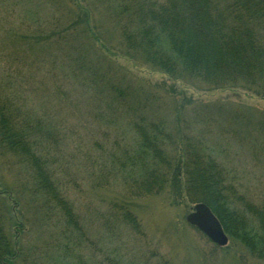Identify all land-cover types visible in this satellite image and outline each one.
<instances>
[{"label":"trees","instance_id":"trees-1","mask_svg":"<svg viewBox=\"0 0 264 264\" xmlns=\"http://www.w3.org/2000/svg\"><path fill=\"white\" fill-rule=\"evenodd\" d=\"M61 2L70 15H76L72 24L66 28L62 22L51 24L49 20L43 21L46 20L43 8L33 11L36 23L41 20L51 27L36 29L27 38L26 52L36 54L37 51L38 56L64 54L68 59L67 68L56 64L66 69L65 79L69 70L85 73V79L77 77L73 82L85 92L90 90L87 82L92 83V76L97 75L86 56L92 50L97 52L95 42L110 49L97 36L96 29V11L106 10L109 19L117 22L120 33L117 48L124 55L176 81L212 91L244 93L247 98L264 102V0ZM0 7L9 8L0 9V28L4 32V22L17 23L16 27L6 29L8 37L21 40L28 36L18 31V25L26 18L22 17V9H28L22 7L18 15L13 14L14 11H10L14 7L12 0H0ZM112 81L105 82L109 95L94 107L100 114L105 110L103 102L106 105V101L111 102L105 110L110 116L108 120L111 122L117 114V118L129 117L131 136L112 142L99 173L103 182L95 186L119 191L110 201L111 217L142 234L141 221L132 209L133 199L165 194L176 207L204 202L219 218L228 236L239 240L252 255L264 260V202L255 201L245 191L239 171L215 154L218 150L212 148L209 139L188 132L191 129L186 126L178 128L177 133L171 132L164 120L150 118L141 109L144 107L141 102L137 105L128 102V97L134 104L135 99L125 76ZM155 98V95H147V100ZM178 112L180 118L181 109ZM253 117L248 109L244 123L239 118H231L232 130L249 133L244 124L250 123L248 120ZM232 133L230 127L221 132L224 136ZM50 137L54 144L51 147L45 142ZM66 137L53 136L51 130L45 133L40 120L32 126L13 100L0 91V156L8 155L6 160L15 157L12 165L20 170L17 175L31 185L30 193L40 218L38 224L35 222L39 230L36 239H42L48 232L50 238L45 246L34 244L23 250L22 234L29 228L22 219L21 196L16 187L4 185L0 180V264H71L66 256L68 258L67 252L74 244L73 237L85 238L82 217L61 183L63 163L56 153L60 150L56 145L65 139L70 142L71 135ZM122 259L113 256L104 262L125 264ZM165 264H169L168 261Z\"/></svg>","mask_w":264,"mask_h":264},{"label":"rangeland","instance_id":"rangeland-1","mask_svg":"<svg viewBox=\"0 0 264 264\" xmlns=\"http://www.w3.org/2000/svg\"><path fill=\"white\" fill-rule=\"evenodd\" d=\"M58 1L12 0L14 7L10 11H14L13 14L18 15L22 7L28 9H22V17L26 18L18 25V31H24L28 36L21 40L8 37L6 29L16 27L17 23L4 22L5 32L0 28V91L13 100L32 126L40 120L45 133L51 130L53 136L62 138L71 135L70 142L65 139L56 145L60 149L56 153L63 163L62 170L59 169L61 183L82 217L85 238L73 237L74 244L67 252L66 261L71 264H105L107 258L120 256L125 264H165L166 261L169 264H264V260L252 255L243 243L230 236L227 245L215 244L187 222L186 216L193 206L185 207V203L181 207L172 206L165 194L132 200V209L142 224V234L111 217L110 201L119 191L96 189L95 186L103 182L100 174L112 142L131 136L130 120L129 117L117 118V114L110 122L105 110L111 102L106 101L107 105L103 102L105 110L100 114L94 107L109 95L105 82L121 80L125 76L126 85L131 86L135 99V104L131 97H128V102L133 105L141 102L144 106L141 109L153 120H164L171 132L177 133L178 128L186 126L191 129L188 132L209 139L212 148L218 150L215 154H219L229 167L239 171L245 191L255 201L264 202V102L247 98L244 93L212 91L200 85L176 81L124 55L117 48L120 42L117 22L109 19L106 10L96 11V29L97 36L110 49H104L100 42H95L97 52L92 50L86 56L97 75L92 76V83L87 82L90 90L85 92L73 84L74 78L85 79V73L76 74L69 70L65 79L66 69L62 67L67 68L68 59L64 54L42 53V57L36 55L37 51L36 54L26 52L29 46L27 38L36 29L51 27L41 20L36 23L33 11L43 8V19H46L43 21L63 23L64 28L76 18L65 10L67 7L61 0ZM136 93L144 97L140 98ZM147 95H155L156 98L147 100ZM177 108L181 109L180 118ZM248 109L254 117L248 120L250 123L245 122L244 129L250 132L235 133L231 118H239L244 123ZM257 116L262 118L258 120ZM228 127L232 135H222V130ZM52 141V137L48 138L46 145L51 147L54 145ZM5 158L9 156H0V180L4 185L17 188L16 192L21 196L22 219L29 228L22 234L23 250L34 244L45 246L50 241L49 232L42 239H36L39 230L35 222L38 224L40 218L30 193L31 185L17 175L20 170L17 165H12L15 157L11 160Z\"/></svg>","mask_w":264,"mask_h":264},{"label":"water","instance_id":"water-1","mask_svg":"<svg viewBox=\"0 0 264 264\" xmlns=\"http://www.w3.org/2000/svg\"><path fill=\"white\" fill-rule=\"evenodd\" d=\"M186 220L217 245L225 246L228 244L229 237L221 221L206 203H196L192 211L186 216Z\"/></svg>","mask_w":264,"mask_h":264}]
</instances>
